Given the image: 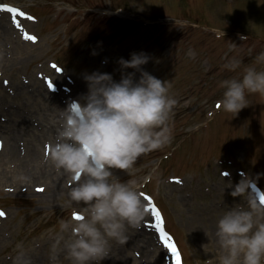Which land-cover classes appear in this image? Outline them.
Masks as SVG:
<instances>
[{
    "label": "rangeland",
    "instance_id": "obj_1",
    "mask_svg": "<svg viewBox=\"0 0 264 264\" xmlns=\"http://www.w3.org/2000/svg\"><path fill=\"white\" fill-rule=\"evenodd\" d=\"M0 1L19 5L20 12L15 13L17 41L12 48L15 55L25 53V58L20 55L19 59H15V68L5 70L2 74V78L9 85V90H13V85L19 80H40L43 84L39 77L57 75L68 89L66 96L69 103V100H77L87 91V81L84 79L86 73L94 70L110 72L113 78L118 80L122 69L119 65V73H117L116 59L120 57L128 59L133 51L149 52L147 63L141 67L161 79L168 80L169 94L177 100L173 106L176 117L168 123L170 130L175 127L179 133L186 135L200 126L198 134H203L202 140L208 151L199 157L198 162L193 163L192 169L182 171L183 184H174L169 180V177L177 172L163 171L158 176L157 183L148 185L146 190L155 195L165 210L169 225L185 250L187 264H218L217 256L221 249L214 236L216 220L228 207L247 206L244 197L231 195V189L227 187L231 182L234 185L246 175L238 172L241 165L240 158L244 156L246 147L240 143L228 144L219 153L211 154L210 145L219 134V124L212 123L205 127L202 126V121L212 109L214 99L221 96L213 98L207 94V86L213 84L214 80L220 82L226 78H239L247 65L256 67L255 57L264 47H258L256 42H243L239 33H230L228 38L219 40L216 44L214 43L216 39L211 34L204 31L198 33L196 29L190 27L185 28L186 22L182 20L168 21L172 22V25L164 31L139 27L129 32L132 25H141L143 20L161 19L162 12H181L178 10L180 3H174L173 0H88L86 2L73 0L78 4L76 11L66 9L74 12L72 17L68 19L60 13L62 17L60 16L59 20L52 19L54 5L58 4L66 8L71 6L69 3L60 0L44 2V6L35 10L31 7L37 4L34 0ZM195 1L187 0V3ZM198 1L200 4L194 13L204 15L212 10L214 14L211 12L209 20L219 28L230 32L227 29L229 27L225 25L229 24L236 31L251 30L258 36H264L259 20L249 13L251 11L248 9V2L235 0L233 4H229L227 1H218L212 9V0ZM89 6L98 8V14L103 15L104 23L108 26L112 22L109 28L119 25L117 39L104 38L100 35L95 41L91 39L95 35V32L92 33L95 29L88 27H98L95 26L94 20L83 19L90 9ZM117 7L121 9L120 16L119 13L114 15L107 12ZM57 9L58 7L55 6L54 11ZM32 11L40 17L32 15ZM124 19L129 21H119ZM25 33L28 35L26 36ZM32 35L37 39H30ZM211 52L212 55L219 54L221 60L235 58L240 61L241 67L224 70L219 61V68L212 73L211 70L216 62L212 60ZM56 59L63 63L65 68L56 64ZM126 71L133 69L128 68ZM136 75L138 77L139 72ZM217 88L224 91L220 83ZM254 97L251 99V104L257 101ZM23 102L28 103L25 98ZM253 109L252 105V110H238L235 119L248 129L256 121L264 130V110ZM223 120L225 122H222L223 130L229 128L231 122L236 125V121L230 120L226 114ZM241 128L242 126L232 127L230 138L242 140L243 133L239 132ZM244 131L249 135L246 129ZM47 137L51 139L50 134L43 138ZM43 138L40 140V146L44 141ZM249 147H253L252 144ZM158 149L141 154L132 164L130 174L126 176V178L132 177L140 189L146 175L159 166L160 154L165 149L159 151ZM194 153H198L196 149ZM246 164L264 184L262 151L257 148L251 149L246 157ZM114 173L117 175L118 171L114 170ZM124 173L129 171L124 170ZM71 183L70 178L61 182L59 187L50 190L52 200L46 201L41 200V196H37L38 193L32 195L21 188L8 187L5 182L0 181V210L5 213L4 216H0V264L31 262L53 264L50 260L51 245L60 233L61 221L71 222V219H75L74 208L78 207L80 210L83 208L82 203L73 202L68 197V187ZM13 185L19 186L15 183ZM146 190L140 191L143 194L142 201L148 206L149 196ZM114 243L116 240L110 241L109 250L112 251ZM121 243L128 242L126 240ZM129 245L133 246L131 243ZM126 251L132 252L136 257L132 247L131 252L129 249ZM113 254L108 252L111 258L109 257L108 261L102 259L99 264H108L109 261L115 264ZM57 259L60 264H68L63 251H57ZM125 264H132V261L129 260Z\"/></svg>",
    "mask_w": 264,
    "mask_h": 264
},
{
    "label": "clouds",
    "instance_id": "obj_2",
    "mask_svg": "<svg viewBox=\"0 0 264 264\" xmlns=\"http://www.w3.org/2000/svg\"><path fill=\"white\" fill-rule=\"evenodd\" d=\"M148 59L142 50L133 51L128 59L120 57L118 80L110 72L86 73L87 91L62 109L55 137L46 142V158L72 182L69 199L83 204L79 219L61 221L51 245L53 264H60L58 250L68 264H99L108 255L110 241L123 242L126 225L139 226L149 211L134 180L113 178L114 170L130 174L141 154L170 140L168 121L177 100L169 94L168 80L141 67ZM255 60L264 61V51ZM239 64L230 58L223 67L235 69ZM220 85L224 91L219 103L236 113L248 104L247 93L264 95V68L247 65L239 78L223 79ZM253 185L249 175L227 185L231 195L244 197L247 206L228 207L217 218L218 264L264 262V203L252 191Z\"/></svg>",
    "mask_w": 264,
    "mask_h": 264
},
{
    "label": "bare ground",
    "instance_id": "obj_3",
    "mask_svg": "<svg viewBox=\"0 0 264 264\" xmlns=\"http://www.w3.org/2000/svg\"><path fill=\"white\" fill-rule=\"evenodd\" d=\"M0 36L1 33H5V25L0 20ZM18 96L26 97L32 103V111L36 112L37 116H40L39 112L42 108L51 110L49 116L42 117L44 121V127L40 125L39 130H35L33 120L29 114H26L23 127L17 124L7 123L0 119V140H4L5 146L0 145V178L6 176L5 181L10 180L12 182L24 181V184L33 190L36 186H41L43 182L51 181L52 183L62 180L67 174L63 170L54 166H48L51 161L45 162L42 159V151L35 142L40 141V138L50 133L53 129L57 130L55 122H52L50 115L55 116L59 113L61 103L57 100L58 91L55 93L47 92L45 87L41 84L36 85L32 91L29 90V86L23 88L21 84L17 85ZM10 95L8 93H0L4 105L0 108V111L9 113L10 116L20 115L21 103H10ZM39 125V124H38ZM27 137V143L24 136ZM34 140L32 142L31 140ZM264 216V213L261 214ZM154 236L151 232L136 231L133 233V238L130 241L132 244L140 246L145 254H149L146 251V247L155 246ZM155 250V249H154ZM156 263L166 264L167 255L164 252L155 250ZM114 257L119 260L133 262L135 258H130L126 254L125 248H121L118 252H114ZM119 264V263H118Z\"/></svg>",
    "mask_w": 264,
    "mask_h": 264
},
{
    "label": "snow or ice",
    "instance_id": "obj_4",
    "mask_svg": "<svg viewBox=\"0 0 264 264\" xmlns=\"http://www.w3.org/2000/svg\"><path fill=\"white\" fill-rule=\"evenodd\" d=\"M8 7H9V5H7V4L0 5V8H8ZM11 11L20 12V9L16 8V7H12ZM21 14H23V13H21ZM25 35L27 36L28 34L25 33ZM30 39L36 40L37 37L35 35H32V36H30ZM48 84H49V86H51L52 82L48 81ZM38 190H42V189H38ZM261 202L264 203V197H261ZM152 207L155 208V205H153ZM4 215H5L4 211L0 210V216H4ZM156 215H157L158 221L162 219V217H160L158 209L156 210ZM73 216H74V218L79 219L80 213L79 212H73ZM157 227L160 228L161 239L164 241V244L168 248H170L173 253L176 254V262H177V264H180V256H179V253L177 252V248H176L175 244L168 240V234L164 231L163 227H161L160 223H157Z\"/></svg>",
    "mask_w": 264,
    "mask_h": 264
}]
</instances>
